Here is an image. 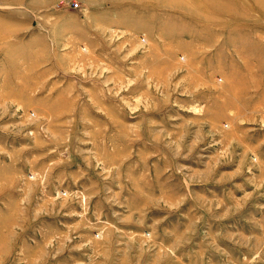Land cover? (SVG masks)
I'll return each instance as SVG.
<instances>
[{"label":"rangeland","instance_id":"obj_1","mask_svg":"<svg viewBox=\"0 0 264 264\" xmlns=\"http://www.w3.org/2000/svg\"><path fill=\"white\" fill-rule=\"evenodd\" d=\"M0 264H264V0H0Z\"/></svg>","mask_w":264,"mask_h":264},{"label":"built area","instance_id":"obj_2","mask_svg":"<svg viewBox=\"0 0 264 264\" xmlns=\"http://www.w3.org/2000/svg\"><path fill=\"white\" fill-rule=\"evenodd\" d=\"M142 40L144 41V38Z\"/></svg>","mask_w":264,"mask_h":264}]
</instances>
